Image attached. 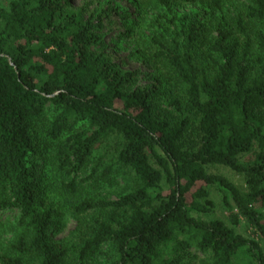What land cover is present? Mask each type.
<instances>
[{
    "label": "trees",
    "instance_id": "trees-1",
    "mask_svg": "<svg viewBox=\"0 0 264 264\" xmlns=\"http://www.w3.org/2000/svg\"><path fill=\"white\" fill-rule=\"evenodd\" d=\"M125 1L0 0V264H264V0Z\"/></svg>",
    "mask_w": 264,
    "mask_h": 264
},
{
    "label": "rangeland",
    "instance_id": "rangeland-1",
    "mask_svg": "<svg viewBox=\"0 0 264 264\" xmlns=\"http://www.w3.org/2000/svg\"><path fill=\"white\" fill-rule=\"evenodd\" d=\"M115 1H117V3H119L120 5H122V7H127V5H128V3H126L125 0H115ZM81 2H82V0H73V3L76 6H80ZM140 5H141L140 6V8H141L140 14H141V27H142V29L149 27V30H151L152 26L154 25L155 20H157V22H160V20H161L166 24V22H167L166 16L168 14L164 9H161V6L157 5L160 8H156L155 5H152V7H150L146 0H141ZM237 6H238L237 1L230 0V6L227 7V10H228L227 12H230V14H232L235 11V9L237 10ZM194 10H195V7L188 6V5H182V6H178L175 9H173V12L175 14L177 13L178 15L179 14H191V13H194ZM161 25H163V24L160 23L159 26H161ZM115 33H116V29H114V32L112 35H114ZM137 43H139V42H137ZM123 47H124L123 51L121 53H117L118 58H120V59H122V61L126 62V64L128 65V67L130 69H138L143 74L147 73L148 70L144 66V64L140 61V58H138L137 55H136L137 57H132L133 54H135V52H136L135 45L126 43V44H124ZM142 81H143L142 83H145L146 80H144L142 78ZM209 171H210V173H213V174L223 175V176L227 177L228 179H230L231 181H233L234 183H236L239 187H243V184H244L243 180L239 176H237L233 172H231L230 170H227V169L222 168V167H213V168H210ZM210 200L213 203V211L211 213H208L207 215H205L203 217L206 219L222 218L225 213L223 211V208L221 207V198H220L219 194L215 191H211ZM66 224H67V226L65 229V234H67L73 228L72 222H67Z\"/></svg>",
    "mask_w": 264,
    "mask_h": 264
}]
</instances>
